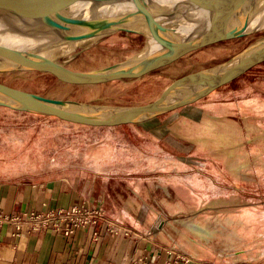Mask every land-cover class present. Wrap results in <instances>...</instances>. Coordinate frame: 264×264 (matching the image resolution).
I'll return each mask as SVG.
<instances>
[{
    "label": "rangeland",
    "instance_id": "374dc122",
    "mask_svg": "<svg viewBox=\"0 0 264 264\" xmlns=\"http://www.w3.org/2000/svg\"><path fill=\"white\" fill-rule=\"evenodd\" d=\"M242 1L221 5L220 10L225 11L236 4L231 26H238L237 16L252 3ZM255 8L241 34L138 79L79 86L49 73L14 71L0 72V83L48 99L117 106L146 104L176 79L222 65L264 41V18L251 24L264 16V5ZM242 15L240 27L247 16ZM145 45L142 35L113 32L57 61L75 71L97 70L125 64ZM215 91L191 106L134 124L138 126L124 124L113 129L79 126L54 116L20 114L0 106V169L16 172L30 167L32 160L87 165L97 157L105 162V168L138 170L147 178L161 174L162 182H152L155 197L151 181L146 185L147 218L149 222L153 217L156 220L146 229L125 226L132 231L131 237L158 245L161 235L177 259L191 264H264V62ZM46 121L51 124L49 129L40 126ZM144 127L154 129L164 149L186 163L158 166L148 159L138 163L133 147L144 144L150 148L158 139L146 135Z\"/></svg>",
    "mask_w": 264,
    "mask_h": 264
},
{
    "label": "water",
    "instance_id": "95a60500",
    "mask_svg": "<svg viewBox=\"0 0 264 264\" xmlns=\"http://www.w3.org/2000/svg\"><path fill=\"white\" fill-rule=\"evenodd\" d=\"M225 1L229 0H185L186 11L173 6L154 8L148 0H0V72H44L79 86L138 79L241 34L226 33L234 21L236 4L222 11ZM125 2L122 7L116 5ZM204 12L213 18L200 31L199 18ZM186 27L191 29L188 33H179ZM113 32L142 35L145 48L125 64L97 70L75 71L57 61L68 50ZM10 35L26 38L29 46L9 43ZM263 62L261 41L222 65L176 79L157 99L131 106L48 99L0 83V106L92 127L142 123L198 102Z\"/></svg>",
    "mask_w": 264,
    "mask_h": 264
},
{
    "label": "crops",
    "instance_id": "0c3cea01",
    "mask_svg": "<svg viewBox=\"0 0 264 264\" xmlns=\"http://www.w3.org/2000/svg\"><path fill=\"white\" fill-rule=\"evenodd\" d=\"M216 92L218 91L211 95ZM138 125L125 124V127ZM40 126L49 129L51 124L46 121L41 122ZM116 127L118 126L91 128ZM72 130L75 129H68L69 132ZM143 132L158 139L150 148L144 144L126 146L133 147L138 163L147 159L154 160L158 166L163 163H186L164 149L159 140L161 136H155L154 129L145 128ZM147 140L148 143L151 142L150 138ZM96 158L86 162L87 165L32 160L28 162L30 167L16 172L0 169V211L14 214L30 210L46 211L68 208L87 200L94 206L102 207L126 227L146 229L148 224H153L155 217L152 222L147 218L149 209L146 185L147 180L151 181L150 191L155 197L152 182H162L161 174L147 178L138 170L105 168V162ZM13 231L12 225H0V264H191L177 259L169 251L165 244L167 241L161 235L157 245L123 233H109L103 226L78 229L70 237L53 233L50 229H25L17 237L12 234Z\"/></svg>",
    "mask_w": 264,
    "mask_h": 264
},
{
    "label": "built area",
    "instance_id": "2783aa9c",
    "mask_svg": "<svg viewBox=\"0 0 264 264\" xmlns=\"http://www.w3.org/2000/svg\"><path fill=\"white\" fill-rule=\"evenodd\" d=\"M14 227L13 235L20 236L23 230L38 231L50 229L53 233L72 236L78 229L104 227L112 234L129 235L132 233L120 221L108 214L102 207L94 206L83 200L68 208L49 209L46 211L30 210L20 214L0 211V225Z\"/></svg>",
    "mask_w": 264,
    "mask_h": 264
},
{
    "label": "bare ground",
    "instance_id": "6f19581e",
    "mask_svg": "<svg viewBox=\"0 0 264 264\" xmlns=\"http://www.w3.org/2000/svg\"><path fill=\"white\" fill-rule=\"evenodd\" d=\"M148 1H149L150 5L153 6L154 8H163V7L165 8V7H168V6H173V8H175L177 10H186L187 11L189 9V6H186L185 5V3H186L185 0H148ZM250 2H252V3H250V4L248 3V5L245 6V8L243 9V11L241 9L242 12H241L240 15H242V14L245 13L244 15L246 16V15L250 14L251 11H252V9H254L255 7L258 8V7H261L262 4L264 5V0H251ZM125 4H126V2L125 3H119V4H116V5L119 8V7H122ZM187 5H188V2H187ZM87 8H88V5L85 6V9H87ZM80 9H84V7L81 8V6H80ZM252 13H253V11H252ZM240 15L237 16V18H238L237 20L240 22L238 24V26H237V23H236L235 26H231V27H229L227 29V30H231V33L239 32L244 27V25L246 26V24L249 22L248 18H245V21H244L245 23L243 24L242 27H240V25L242 24L241 23L242 22V17ZM244 15H242V16H244ZM211 18H213V15L210 14L209 12H204V13L200 14V18H199V23H200L199 29H201L200 31H203V30H205L207 28L209 22L211 21ZM262 18H264V16L261 17V18L260 17H257L254 21L252 20L253 22H251V24H254L255 22H257L258 20H260ZM235 19H234V21H235ZM190 30H189L188 27H186L184 30L180 29L179 30V33L182 34L184 31L186 33H188V31H190ZM9 39L11 41H8V42L11 43V44H13V45L24 46V47H28L29 46L27 44V43H29V41L26 38H22L21 36H12V35H10L9 36ZM75 49L76 48H72V49L68 50L66 53H72Z\"/></svg>",
    "mask_w": 264,
    "mask_h": 264
}]
</instances>
